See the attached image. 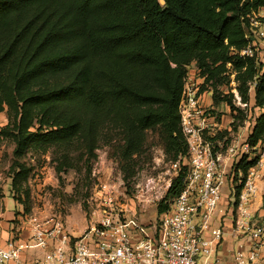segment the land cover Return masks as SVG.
<instances>
[{"label":"trees","instance_id":"obj_1","mask_svg":"<svg viewBox=\"0 0 264 264\" xmlns=\"http://www.w3.org/2000/svg\"><path fill=\"white\" fill-rule=\"evenodd\" d=\"M158 1L0 0V113L5 107L14 144L12 189L19 191L27 180L30 170L20 161L28 150L45 153L80 142L83 156L93 159L106 129L119 133L123 154L131 156L145 133L159 128L168 150L183 159L177 105L191 62L210 74L208 63H232L240 83H255L254 102L262 113L247 145L262 142L264 63L235 52L247 43L246 17L264 0ZM257 161L242 156L235 180ZM184 171L172 180L167 199L182 191ZM240 190L241 184L236 198ZM167 209L161 203L156 211Z\"/></svg>","mask_w":264,"mask_h":264},{"label":"built area","instance_id":"obj_2","mask_svg":"<svg viewBox=\"0 0 264 264\" xmlns=\"http://www.w3.org/2000/svg\"><path fill=\"white\" fill-rule=\"evenodd\" d=\"M258 9L246 17L243 25L244 49L235 52L239 59L254 58L264 63V16L255 18ZM254 37V40H253ZM205 76L194 63L184 69L177 105L179 130L186 145L183 189L171 199L168 209L149 230L132 238L124 212L114 210L105 185L94 193L93 222L81 236L73 237L61 224L51 219L23 217L29 241L41 252L42 259L33 264H221L218 247L224 240L222 219L231 218V237L237 243L233 264H258L264 259V221L256 218L253 199L261 177V158L242 178H234L235 166L248 145L238 142L219 117L205 107L201 88ZM254 90L255 83L250 84ZM236 105L242 106L235 96ZM264 154V153H263ZM241 190L235 197V187ZM98 187V186H97ZM97 187L95 190H97ZM223 188L229 203L220 208ZM228 209V213L225 212ZM264 220V219H263ZM27 244L16 237L0 245V264H29L21 259Z\"/></svg>","mask_w":264,"mask_h":264},{"label":"rangeland","instance_id":"obj_3","mask_svg":"<svg viewBox=\"0 0 264 264\" xmlns=\"http://www.w3.org/2000/svg\"><path fill=\"white\" fill-rule=\"evenodd\" d=\"M254 15L257 19L263 17L264 7ZM254 41L257 48L264 46V40ZM220 64L212 66L208 63L211 74L201 68L205 71L204 74L202 72L205 81L201 88L203 104L217 114L219 123L229 129L240 144L246 145L262 109L255 106L254 90L249 87L252 82L240 83L232 63L223 67ZM173 66L170 65L171 68ZM243 72L244 69H241L240 73ZM235 96L242 106L234 103ZM7 124L4 107L0 113V201L12 199L21 216L36 220L51 219L61 224L73 237L81 236L93 222L94 202L90 198L94 193L98 194L99 185L114 191L111 195L114 210L124 212L132 238L139 237L142 231L149 234L160 219L156 211L158 205L171 202L170 198H166L167 191L185 165L184 158L174 157L168 150L159 128L147 131L142 145L131 156L123 154L119 133L106 129L98 136L93 159L83 156L80 142L65 148H49L45 153L28 150L20 162L30 172L17 191L11 186L9 167L14 144L10 138L11 129H5ZM263 153L264 139L255 148L248 147L243 156L248 155L250 160L256 156L261 158L263 164L259 175L264 177ZM58 168H61L60 172H57ZM227 193L223 188L220 208L229 203ZM225 212L228 213V209Z\"/></svg>","mask_w":264,"mask_h":264},{"label":"crops","instance_id":"obj_4","mask_svg":"<svg viewBox=\"0 0 264 264\" xmlns=\"http://www.w3.org/2000/svg\"><path fill=\"white\" fill-rule=\"evenodd\" d=\"M256 183L258 191L253 199V205L255 209H259L263 202L264 177L261 176ZM19 213H21V211L12 199L0 201V245L4 246L8 240L16 237L19 241L27 244L26 250L21 255L22 261L33 264L39 260L41 261L42 252L29 241L27 224L24 222L23 215L21 216ZM256 218L260 221H264V210L259 211ZM231 221L228 214L222 219L225 236L217 250L221 264H233L232 254L238 246L231 237ZM258 264H264V261Z\"/></svg>","mask_w":264,"mask_h":264},{"label":"water","instance_id":"obj_5","mask_svg":"<svg viewBox=\"0 0 264 264\" xmlns=\"http://www.w3.org/2000/svg\"><path fill=\"white\" fill-rule=\"evenodd\" d=\"M158 2H159L160 5L164 4L162 0H159Z\"/></svg>","mask_w":264,"mask_h":264}]
</instances>
